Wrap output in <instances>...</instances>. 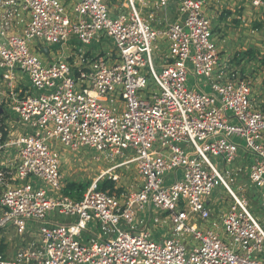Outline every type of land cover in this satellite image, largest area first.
<instances>
[{
	"label": "built area",
	"instance_id": "built-area-1",
	"mask_svg": "<svg viewBox=\"0 0 264 264\" xmlns=\"http://www.w3.org/2000/svg\"><path fill=\"white\" fill-rule=\"evenodd\" d=\"M68 2L0 0V245L20 242L0 264H264V231L229 184L244 177L264 211V91L214 43L219 0ZM72 39L71 62L30 47ZM57 145L112 162L103 177L136 165L138 188L65 195ZM217 188L233 200L218 216Z\"/></svg>",
	"mask_w": 264,
	"mask_h": 264
},
{
	"label": "rangeland",
	"instance_id": "rangeland-1",
	"mask_svg": "<svg viewBox=\"0 0 264 264\" xmlns=\"http://www.w3.org/2000/svg\"><path fill=\"white\" fill-rule=\"evenodd\" d=\"M112 5V0H106ZM222 1V3H221ZM219 0V3H211L206 5L207 14H209L212 19L213 24V35L215 45L221 51L222 57L233 56V59L236 57L238 60V54L247 53L254 54L252 62V69L255 74L254 78L264 68V13H256V10L251 7L250 0ZM73 0H70L67 4L68 11H71ZM120 4H125V0H116L115 5L120 7ZM138 7V5L136 4ZM126 11V9H125ZM145 12L142 15H145ZM259 15L260 17H258ZM116 15H109L113 18ZM260 18V19H259ZM217 20V21H216ZM216 23V24H215ZM224 41L222 42V40ZM164 42H159L160 51L158 54L165 52V47L163 46ZM45 45H39L36 41H33L30 44L31 48H34V52L40 57L44 66L49 63L55 62L57 59L56 51L62 52L64 48L59 45H47L49 49V55L44 53L43 47ZM41 47H43L41 49ZM109 48V46H107ZM40 49V50H38ZM234 53V54H233ZM233 54V55H232ZM155 52H153V56ZM49 56V57H48ZM63 61H68L69 58L66 56ZM146 70H143V73ZM22 77L25 75L21 74ZM253 75V74H252ZM264 73H261L260 79L263 83L260 87L264 88ZM203 78H199V83H203ZM194 83L193 77L189 76L188 86L191 88ZM29 87V83L26 81L24 84ZM258 88V83H256ZM147 89L155 90V84L151 78H148ZM145 93L147 91L145 90ZM33 96H37V93H33ZM56 150L61 154V171L66 180V182H75L76 184L81 183H92L96 180H108L107 177L111 176L112 181L118 187L117 193L122 194V192H129L133 189L138 188L139 180L136 174V165L132 164L128 168L114 169L107 176H102L101 172L108 169L111 166L112 162H107L104 158H100V161H95L94 156L96 155L94 151L87 148L80 149L76 152H71L68 148L63 146H56ZM133 155H130L132 157ZM211 162L220 170L222 175L225 176L223 170L224 168L220 167V161L217 158L209 156ZM121 159H116L115 162H120ZM114 162V163H115ZM223 169V170H222ZM102 177V179H99ZM229 183V179H227ZM245 178L242 177L241 180H235V183L231 184V189L235 192L238 197H243L248 203V210L253 215V217L260 223L264 231V211L261 210L260 200L257 199L259 196L256 192L253 191L251 187H248L244 183ZM90 185V186H91ZM130 186H133L131 189ZM206 202H209L208 208L211 210L213 215H219L220 213H225L229 207L233 204V200L230 195L224 191L222 188H217L213 191V194L206 199ZM192 222V220L190 221ZM198 224H203L201 221H198ZM9 233V232H8ZM7 233V235H8ZM221 239L227 244H230L231 240L220 231ZM8 238L10 239V246L7 249V256L11 257L14 252V248L17 247L20 242L19 238H16L15 235L9 234ZM187 243L192 242L196 245L197 243L193 240V237L187 236ZM22 241V240H21ZM25 242H29V238L25 237ZM17 245V246H16Z\"/></svg>",
	"mask_w": 264,
	"mask_h": 264
},
{
	"label": "trees",
	"instance_id": "trees-1",
	"mask_svg": "<svg viewBox=\"0 0 264 264\" xmlns=\"http://www.w3.org/2000/svg\"><path fill=\"white\" fill-rule=\"evenodd\" d=\"M236 56H239L238 60L235 57L233 59V62L237 65H240L243 62L246 63V61H247V63H249L255 57L254 54L249 55L248 52L247 53L245 52L242 54L240 53ZM263 64H264V61H263ZM245 68H246V64H243V68H241V71H243ZM90 185L91 184L88 182L84 183V184L83 183L76 184L75 182H68L67 181L65 188L63 189V193L65 195H68V196L78 200L83 195V193L90 187ZM114 186L115 185H114V182L112 180H102V181L97 182V189L98 190H103V191L110 190L111 192H113ZM6 252H7V246L1 244L0 245V254L7 256Z\"/></svg>",
	"mask_w": 264,
	"mask_h": 264
},
{
	"label": "crops",
	"instance_id": "crops-1",
	"mask_svg": "<svg viewBox=\"0 0 264 264\" xmlns=\"http://www.w3.org/2000/svg\"><path fill=\"white\" fill-rule=\"evenodd\" d=\"M221 1V0H220ZM112 2H113V0H112ZM221 3H222V1H221ZM256 13L257 14H259V13H264V12H261V11H259V10H256ZM170 15V14H169ZM24 16H26V15H24ZM210 16V15H209ZM258 17H260L259 15H257ZM211 17V16H210ZM26 18H27V16H26ZM212 19H213V17H212ZM260 19V18H259ZM217 21V20H216ZM216 24V23H215ZM18 27H20V26H18ZM224 41V39L222 40V42ZM163 46L165 47V52H162L161 54H158L159 56L158 57H164L165 56V54L167 53V44H163ZM79 47H80V45H79V43L75 40V39H72L69 43H67V44H65L62 48H64V50L62 51V52H60V51H56V56H57V60L58 59H64L66 56L69 58V57H72V55H73V52L74 51H77L78 49H79ZM102 47L100 46V45H97V44H92V46H91V51H99L100 49H101ZM45 53V52H44ZM46 55H49L50 53H49V49L47 48V52L45 53ZM234 54V53H233ZM232 54V55H233ZM49 57V56H48ZM233 57V56H232ZM69 60H70V58H69ZM252 62H253V60L252 61H250L249 63H247V61H246V63H244V64H246V70L248 71V72H252V73H254L253 72V69H252ZM256 73H258V75L256 76V83H258V91H260L259 93H261V92H263L264 91V88H262V87H260L263 83H261V79H260V76H261V73H264V68H262L261 69V71L260 72H256ZM264 78V77H263ZM23 80H24V83H26V81H27V79L24 77L23 78ZM262 94V93H261ZM131 189H133V187L131 188ZM133 190H135V189H133ZM208 204V203H207ZM161 229V227L160 228H155V229H153V237L155 238V239H160L161 238V236H162V233H163V231L165 230L164 228L162 229V230H160Z\"/></svg>",
	"mask_w": 264,
	"mask_h": 264
},
{
	"label": "water",
	"instance_id": "water-1",
	"mask_svg": "<svg viewBox=\"0 0 264 264\" xmlns=\"http://www.w3.org/2000/svg\"><path fill=\"white\" fill-rule=\"evenodd\" d=\"M44 52L46 53L47 52V49H44Z\"/></svg>",
	"mask_w": 264,
	"mask_h": 264
}]
</instances>
